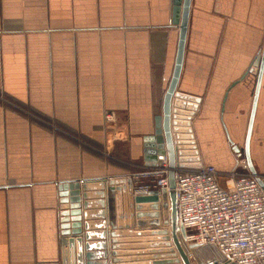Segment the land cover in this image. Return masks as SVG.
Segmentation results:
<instances>
[{
    "label": "crops",
    "instance_id": "obj_1",
    "mask_svg": "<svg viewBox=\"0 0 264 264\" xmlns=\"http://www.w3.org/2000/svg\"><path fill=\"white\" fill-rule=\"evenodd\" d=\"M171 12L172 0H0V264H80L72 233L83 209L71 183L129 177L134 186L173 68ZM263 40L264 0H190L175 91L198 98L184 102L195 106L202 166L230 172L235 153L244 160ZM248 154L264 175V66ZM112 187L122 222L126 183ZM150 204L160 216L161 197ZM108 231L105 264L161 257L131 242L111 256Z\"/></svg>",
    "mask_w": 264,
    "mask_h": 264
},
{
    "label": "water",
    "instance_id": "obj_2",
    "mask_svg": "<svg viewBox=\"0 0 264 264\" xmlns=\"http://www.w3.org/2000/svg\"><path fill=\"white\" fill-rule=\"evenodd\" d=\"M189 3L190 0H172L171 23L177 25L178 28L173 68L162 97L160 114L153 120L152 134L143 138L142 144L145 166H152L158 156H166L167 190L161 188L146 195H136L133 193L129 177L108 181H88L80 184L71 183L75 190L74 207L79 209L81 199L83 209V223L82 225L78 223L75 232L72 233L80 245L78 253L80 264H105L103 259L105 258L107 230H109L111 256L118 255L115 250L121 248L122 245L119 244L131 242L136 243L135 248H159L160 251L155 254H161L159 255L161 257H155L153 260L158 261L153 264H191L190 260L193 255L196 256L197 261L201 260L200 249L195 245H187L184 241L183 230L177 226L173 192L174 168L200 169L202 167L190 127V118L193 116L195 106L184 102L186 100L195 103L198 98L175 91L182 63ZM251 65L257 66L256 80L244 138L243 156L249 174L255 177L264 193V175L256 173L248 154L249 137L264 66V40L258 58H254ZM248 71L251 70L248 69ZM117 181L126 183L129 214L122 222L115 223L112 216V184ZM158 197L162 200L160 216H157L158 214L153 210L156 206L150 204L155 203ZM73 214L78 215L80 212L76 210ZM66 234L63 233V235ZM148 242L152 245L145 246ZM61 243L62 245L66 243L65 237L62 238Z\"/></svg>",
    "mask_w": 264,
    "mask_h": 264
},
{
    "label": "built area",
    "instance_id": "obj_3",
    "mask_svg": "<svg viewBox=\"0 0 264 264\" xmlns=\"http://www.w3.org/2000/svg\"><path fill=\"white\" fill-rule=\"evenodd\" d=\"M236 167L246 169L244 160ZM235 170L173 169L176 223L201 251L195 264H264V193L249 172ZM167 173L166 156H158L132 175L133 193L167 190Z\"/></svg>",
    "mask_w": 264,
    "mask_h": 264
},
{
    "label": "rangeland",
    "instance_id": "obj_4",
    "mask_svg": "<svg viewBox=\"0 0 264 264\" xmlns=\"http://www.w3.org/2000/svg\"><path fill=\"white\" fill-rule=\"evenodd\" d=\"M234 155H235V158H236L235 160H236L237 163H239L240 161H242L241 153H235ZM235 171H236L238 174H243V173H244L241 167H240V168H239V167L236 168ZM199 260H200V258H199Z\"/></svg>",
    "mask_w": 264,
    "mask_h": 264
},
{
    "label": "bare ground",
    "instance_id": "obj_5",
    "mask_svg": "<svg viewBox=\"0 0 264 264\" xmlns=\"http://www.w3.org/2000/svg\"><path fill=\"white\" fill-rule=\"evenodd\" d=\"M194 256V255H193ZM194 258H192V261H190L191 264H195V261L193 260Z\"/></svg>",
    "mask_w": 264,
    "mask_h": 264
}]
</instances>
